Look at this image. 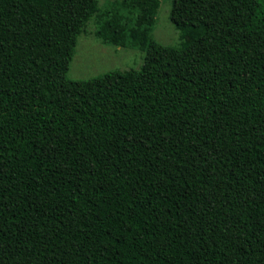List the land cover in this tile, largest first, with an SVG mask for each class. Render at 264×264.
Listing matches in <instances>:
<instances>
[{"label":"trees","instance_id":"trees-1","mask_svg":"<svg viewBox=\"0 0 264 264\" xmlns=\"http://www.w3.org/2000/svg\"><path fill=\"white\" fill-rule=\"evenodd\" d=\"M2 0H0L1 2ZM35 8L0 80V264H264V0H217L142 66L68 80L95 0ZM122 19L102 20L123 43Z\"/></svg>","mask_w":264,"mask_h":264},{"label":"rangeland","instance_id":"rangeland-1","mask_svg":"<svg viewBox=\"0 0 264 264\" xmlns=\"http://www.w3.org/2000/svg\"><path fill=\"white\" fill-rule=\"evenodd\" d=\"M96 13L78 34L72 60L68 66V80H89L114 70L139 69L145 53L133 44V34H139L140 12L134 0H95ZM150 34L161 45L178 47L188 30L206 25L217 0H157ZM35 8L20 0L0 2V80L23 40ZM122 19L123 43L113 45L97 36L102 20Z\"/></svg>","mask_w":264,"mask_h":264}]
</instances>
